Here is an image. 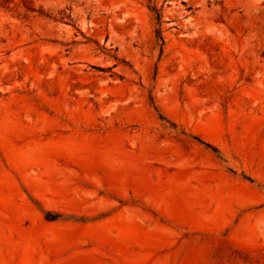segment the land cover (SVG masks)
I'll return each mask as SVG.
<instances>
[{
  "label": "rangeland",
  "instance_id": "1",
  "mask_svg": "<svg viewBox=\"0 0 264 264\" xmlns=\"http://www.w3.org/2000/svg\"><path fill=\"white\" fill-rule=\"evenodd\" d=\"M0 264H264V0H0Z\"/></svg>",
  "mask_w": 264,
  "mask_h": 264
},
{
  "label": "trees",
  "instance_id": "2",
  "mask_svg": "<svg viewBox=\"0 0 264 264\" xmlns=\"http://www.w3.org/2000/svg\"><path fill=\"white\" fill-rule=\"evenodd\" d=\"M157 19L160 20V15H159V14H157ZM157 32H158L157 35L160 36V31H159V29H157Z\"/></svg>",
  "mask_w": 264,
  "mask_h": 264
}]
</instances>
